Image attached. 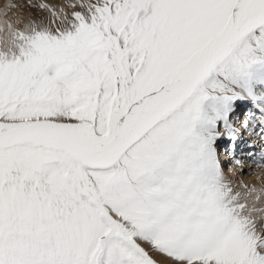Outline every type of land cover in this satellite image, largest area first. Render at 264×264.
<instances>
[{"label":"snow or ice","instance_id":"snow-or-ice-1","mask_svg":"<svg viewBox=\"0 0 264 264\" xmlns=\"http://www.w3.org/2000/svg\"><path fill=\"white\" fill-rule=\"evenodd\" d=\"M28 6L0 22V264H264V187L218 151L264 140V0Z\"/></svg>","mask_w":264,"mask_h":264},{"label":"rangeland","instance_id":"rangeland-1","mask_svg":"<svg viewBox=\"0 0 264 264\" xmlns=\"http://www.w3.org/2000/svg\"><path fill=\"white\" fill-rule=\"evenodd\" d=\"M38 2H40V0H0V7H2L1 9L4 12L6 4L11 3V4H14V5H18L19 7H16L14 9H12L11 11L8 12V14L10 12H12V11L19 10L21 12L22 16H27L26 20L23 21V22H26L29 19L38 18V17L44 15V13L40 12L38 9L30 8L28 6L29 3H38ZM44 2H50V3H54V4H59V3H62L63 0H44ZM239 107H240V114L242 115L244 109H242L241 107H243V105H240ZM243 118L244 117L242 115L241 120ZM237 127L239 128V125ZM239 131L241 133H243L242 134V138L243 137L245 138V137H251L252 136V135H249L247 132H244L242 128H239ZM239 138H241V136ZM257 138H258V136L255 138V140H257ZM223 140H221L219 142L218 151H220L222 146L225 145V143H226V141L224 143H222ZM239 140L240 139H237L235 142L229 140L228 145H231L229 149L232 150V147H236L238 145V141ZM247 140H248V138L245 139V140L243 139L241 141V144L246 143ZM260 141L261 140L259 139V142ZM262 141H264V140H262ZM226 149H227V147H226ZM227 152L225 153L226 155H227ZM245 154H246V152H242V158L236 159V160L242 161V164L237 165L236 164V160L234 161V164L236 165V169L238 170L237 171V177L234 175V176H232L231 180H229L228 178H226V179L232 182V184L235 187V190H237V191H243L244 190L243 187H242L243 185H247L248 187H253L254 186V187H257V188L264 187V167H257V163H255V161H253V160H249L245 156ZM232 164L233 163H231L230 166ZM229 170H230V168H229Z\"/></svg>","mask_w":264,"mask_h":264},{"label":"bare ground","instance_id":"bare-ground-1","mask_svg":"<svg viewBox=\"0 0 264 264\" xmlns=\"http://www.w3.org/2000/svg\"><path fill=\"white\" fill-rule=\"evenodd\" d=\"M2 7H0V22H2L4 19H11L12 21H15V20H17V19H20L22 22L23 21H25L26 20V18H27V16H22L21 15V12L19 11V10H15V11H12V12H10L9 14H8V16L7 17H5L4 15H3V10L1 9ZM4 9V8H3ZM27 22V21H26ZM242 117V115L240 116V118ZM238 126V125H237ZM257 137V135H252L251 137H245V139H247L248 138V140L246 141V143L245 144H247V143H249V144H251V145H254L255 144V142H256V140H255V138ZM255 137V138H254ZM244 139V140H245ZM253 139V140H252ZM260 142H263L262 140L260 141ZM259 142V140H258V142L257 143H260ZM244 144V143H243ZM244 144V148L246 147V145ZM264 144V143H263ZM241 145V144H240ZM239 145V146H240ZM233 148H235V147H232V150H233ZM262 149H264V146H262V145H260L259 146V149H257L256 150V154L257 153H259V151H261ZM226 150V152H227V155L225 154V157L226 158H229L228 159V163L230 162V164L231 163H233L229 168H230V170L228 169V166H226V167H224V162L222 161V159L220 158V161H221V164H222V167H224L223 169H224V173H225V176H226V178H228L229 180H231V178H232V176H236L237 177V169H236V165L234 164V161L236 160V159H234L233 157V154L234 153H232V150L231 149H225ZM230 150H231V152H230ZM254 154L253 153V155H254V157L253 158H259V155L257 154ZM231 158H232V160H231ZM252 160V159H251ZM244 165V164H243ZM242 167V166H241ZM229 173V174H228Z\"/></svg>","mask_w":264,"mask_h":264}]
</instances>
